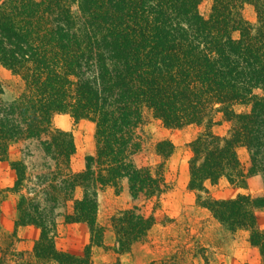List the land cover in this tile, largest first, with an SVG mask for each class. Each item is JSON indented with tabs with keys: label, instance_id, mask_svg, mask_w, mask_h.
Listing matches in <instances>:
<instances>
[{
	"label": "trees",
	"instance_id": "1",
	"mask_svg": "<svg viewBox=\"0 0 264 264\" xmlns=\"http://www.w3.org/2000/svg\"><path fill=\"white\" fill-rule=\"evenodd\" d=\"M201 1L0 0V65L19 79L8 100L0 82V161L13 144L34 149H19L10 163L18 211L12 239L19 240L20 226L39 229L31 248L0 247V262L9 253L16 264H93L92 249L104 246L108 230L116 253L144 242L154 214L134 204L100 226L98 193L125 178L132 200L159 206L174 144H155L161 162L154 166L133 161L153 118L167 128H199L187 143V187L224 228L248 230L260 255L253 264H264V229L255 214L264 195L215 199L209 193L221 179L239 185L248 175L264 179V0H213L208 17L198 11ZM246 3L254 23L242 13ZM58 114L94 124V153L81 170L72 165V133L53 124ZM223 121L227 132L216 133ZM241 147L249 156L246 173ZM61 218L88 227L83 255L56 246ZM176 255L169 264H178Z\"/></svg>",
	"mask_w": 264,
	"mask_h": 264
},
{
	"label": "rangeland",
	"instance_id": "2",
	"mask_svg": "<svg viewBox=\"0 0 264 264\" xmlns=\"http://www.w3.org/2000/svg\"><path fill=\"white\" fill-rule=\"evenodd\" d=\"M212 1L202 0L199 3L198 11L204 17H208ZM242 13L246 20L255 22L256 14L251 4L246 3ZM0 82L3 87L2 99L8 100L17 93L19 79L2 65H0ZM247 108L237 107L240 110ZM53 124L57 128L72 133L76 146L72 165L76 171L83 169L85 157L94 153V124L86 119L75 120L68 114L56 115ZM228 128L229 123L223 121L213 130L216 133L225 134ZM143 129L146 134L145 141L140 151L133 157L137 166H154L161 162V158L155 152V144L158 141L168 139L175 146L173 154L165 161L168 189L160 197L159 206L153 210V201L144 204V201L132 200L125 178L119 181L118 187L106 186L98 193L97 223L100 226L108 227L111 215L134 204L143 206L142 212L145 215L154 214L156 223L144 242L135 243L129 251L123 253L114 251V235L108 230L104 246L92 249L93 264H169V261L172 262L170 258L176 254L180 258V261H177L178 264L257 263L260 260V255L258 249L249 242V231L241 229L231 232L224 228L207 209L197 204L196 192L187 187L188 159L190 157L187 143L199 133V128L195 125L167 128L159 120L149 118ZM25 147L34 150L28 142L13 144L9 149L8 158L0 161L1 248L6 247L9 243H15L17 250L31 248L32 245L22 238H19L18 241L12 239L13 222L17 218L18 211L16 208L17 195L10 191L15 180V172L10 163L19 156V149ZM238 152L242 168L246 173L249 167L248 153L243 147L239 148ZM209 193L215 199L233 198L241 193L261 196L264 195V179L261 174L248 175L243 185L232 184L221 179L216 185L209 186ZM79 195L80 190L78 189L77 196ZM255 214L258 228L264 229V208H258ZM81 224L83 231L78 228ZM65 226L66 223L61 218L58 223L59 235L66 231ZM75 227L68 237L66 233L59 237L60 247L70 241L76 246L82 243L83 232L89 238V230L84 223H78ZM71 235L73 236L72 240ZM2 259L0 264H16L18 261L9 253Z\"/></svg>",
	"mask_w": 264,
	"mask_h": 264
},
{
	"label": "crops",
	"instance_id": "3",
	"mask_svg": "<svg viewBox=\"0 0 264 264\" xmlns=\"http://www.w3.org/2000/svg\"><path fill=\"white\" fill-rule=\"evenodd\" d=\"M14 223V222H13ZM76 224H78V223H66V226H65V232H63V233H61L60 235H59V229H58V236L56 237V246L59 248V249H61V250H64V251H67V252H69V253H71V254H74V255H81L82 254V252H83V248H84V246L88 243V236H87V234H85L84 232H83V236H84V238H83V241H82V243H80V244H77V246H76V244L75 243H73L72 244V241H70L68 244H65V246H63V247H60L59 246V242H58V240H59V237L61 236V235H63V234H67V237L69 236V234L71 233V231L72 230H75V225ZM78 228H81L82 229V231H83V225L81 224V225H79L78 226ZM16 235H17V237L18 238H22L23 240H26V242L28 243V244H33L37 239H38V237H39V229L37 228V227H35V226H32V225H27V226H20V227H18L17 228V230H16ZM72 236V235H71ZM73 239V236H72V238H71V240ZM32 246V245H31ZM29 247V246H28ZM27 248V247H26ZM28 249V248H27Z\"/></svg>",
	"mask_w": 264,
	"mask_h": 264
}]
</instances>
